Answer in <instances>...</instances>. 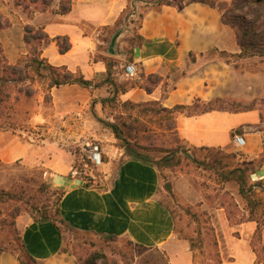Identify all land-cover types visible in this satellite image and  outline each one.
Instances as JSON below:
<instances>
[{
    "label": "crops",
    "instance_id": "obj_1",
    "mask_svg": "<svg viewBox=\"0 0 264 264\" xmlns=\"http://www.w3.org/2000/svg\"><path fill=\"white\" fill-rule=\"evenodd\" d=\"M12 1L0 0V15L9 21V27L0 29V50L8 66H14L28 58L27 52H22L26 46V26L42 29L49 38L47 43L43 42L38 47L41 59L51 67H64L88 81L95 82L99 79L103 82L107 76L104 58L119 60L123 56V47L119 48L118 39L114 48L115 55H109L108 49L107 53L103 50V43L97 35L101 28L110 29L115 25L127 9L128 0H70V10L67 13L58 12L62 0H53L49 9H35L30 17H27L22 6ZM144 27L145 23L141 30H145ZM197 37V43L189 41L176 45L168 38L144 36L143 41L133 49L129 63L136 67V71L139 69L143 77H124L123 70L121 73L115 71L117 65L112 68L115 69L110 76L113 84L117 85L124 79L134 82L126 92L118 93L119 99L135 105L158 102L163 108L171 109L176 105H191L197 99L204 103L216 99L228 103H249L264 98L262 73L235 75L224 61L204 60L203 56H196L192 61L190 54L199 55L212 48L228 52L226 46H221V42L215 43L205 34ZM57 38L69 41L71 47L68 52H59ZM237 49L228 53H239L238 46ZM119 61L120 67H123L124 59ZM152 75L158 76L160 80L155 85L147 86L146 80ZM136 81H142L144 86ZM37 84L35 89L40 88L42 102L44 82ZM105 90L102 91V87L84 89L78 85L52 88L46 115L37 114L30 123L46 124L48 133L59 135L56 134L59 124H76L78 119L85 118L83 111L89 105L91 107L90 101L96 95L100 98L94 107L102 109L100 101L104 99V93L108 95ZM260 123V113L256 109L238 113L211 111L194 117L177 115L175 118L177 137L194 148L225 149L231 144L232 133L239 130L246 139V147L242 152L247 161L258 159L264 152V131H259L256 127ZM13 138L14 136L3 132L4 163H9L12 159L13 154L9 152L8 145ZM31 147L32 144H27L25 149ZM25 149L21 155L26 158V153L27 156L31 155V150ZM120 153L111 155L110 161L104 164V176L101 180L103 184L98 188L84 187L79 181L67 178L72 159L67 151L63 153L64 157L61 152H53L44 163L39 162L46 167L44 170L51 176L54 185L64 191L59 209L65 223L82 234L96 238H125L136 245L157 250L165 255L167 264H192L189 243L177 237L169 214L156 198L159 186L157 170L132 157L125 156L117 163L115 159L117 155H122ZM59 158L66 159L65 163H59ZM115 165V170H112ZM251 177L264 182V161ZM253 223L246 222L238 226L249 227ZM15 224L27 252L38 264H77L63 253V233L58 232L52 224L35 223L27 216H19ZM229 228L227 227V232L223 230L224 235L221 237L226 240L222 243L223 248L220 246L219 249L221 264H260L247 241L234 237L235 232H230ZM0 264L20 263L15 256L0 252Z\"/></svg>",
    "mask_w": 264,
    "mask_h": 264
},
{
    "label": "rangeland",
    "instance_id": "obj_2",
    "mask_svg": "<svg viewBox=\"0 0 264 264\" xmlns=\"http://www.w3.org/2000/svg\"><path fill=\"white\" fill-rule=\"evenodd\" d=\"M18 1L13 0L12 2ZM62 1V4L66 5L67 0ZM128 1L127 9L120 15L115 25L110 29L101 28V32L97 35L106 52L112 35L119 30L122 31L118 38V46L119 48L123 47V56L121 57L124 59L123 67L130 63L133 49L143 41L144 36L159 39L168 38L176 45H180L182 42L189 41L197 43V36L205 34L215 43L221 42V46H226L228 52L238 50L233 30L220 22V16L230 5L229 0H220L212 7L188 2L184 10L162 8L160 16L152 11L150 5L143 0ZM29 2L30 0H25L23 5V7L28 5V9L25 10L27 17H30L35 9H40L39 4L33 6ZM139 15L144 16L143 21L139 19ZM143 23H145V30H141ZM35 49H38L35 48V45L25 46L22 52H27V56H29ZM117 52L120 53L119 50ZM193 56L199 55L194 53ZM202 58L224 61L218 53L211 55L205 53ZM104 60L117 65V69H113L112 72L114 70L122 72L121 61L105 58ZM229 66L235 75L240 73H262L264 75V48L258 50L255 56L235 61ZM137 75L143 77L139 69ZM98 82H100L99 79L95 80V83ZM150 82L152 80H146L147 86H150ZM38 83L40 84L42 81L39 80ZM136 83L144 86L142 81H136ZM104 84L107 85L102 84L100 87H102V91L106 89L105 92H108L107 96L104 93V99L109 100V103L97 110L94 105L100 96L93 97L90 101L91 107L89 105L83 111L86 114L83 120L78 119L76 124H59L56 134L58 133L60 136L48 133L46 124L31 125L30 123L35 115H46L49 108V103H45L43 98L41 102L40 88H37V94L28 102H23L22 99L19 103L13 102L14 95L12 93L11 101L7 104H0V191L5 190L17 196V199L14 200L0 201V237L4 236L7 239L5 246L12 250L18 245V242L13 240L15 237L12 228L9 223H6L11 218L14 217L15 222L19 216L31 218L28 211L30 212L32 206L38 209L47 207L48 211H52L54 208L57 196L53 190L61 191L62 189L54 185L51 176L47 175L44 170L46 167L40 164L47 160L48 155L53 152H61L63 156V153L65 154L67 151L72 156L71 168L76 167L84 157L85 146L92 142H98L105 150V164L110 161L111 155L120 152L122 155L120 157L117 155L115 162H121L125 156L130 157L123 149L122 143L115 138L108 127L109 124H113L118 127L135 151L142 156H149L152 160L160 162L158 167L154 166L159 177L156 198L169 214L177 237L183 240L187 239V242L189 239L202 242L201 249L195 253V264H217L215 253L220 251V246L223 248L222 243L226 240L221 237L224 235L223 230L227 232V227H230V232H235L234 237L247 241L255 254L256 261L264 264V182L256 181L251 177L259 167L260 159L247 161L243 150L235 151L231 144L221 150H193L191 146L182 142L173 133L163 131L165 127L169 126L167 120L169 117L154 111L157 110L156 107H141L123 102L119 99V94H116V90L121 88L109 86L110 82ZM45 85L47 82H44L42 91H45ZM117 85H126L129 88L134 85V82L131 79H124ZM35 86L38 87V84ZM240 88L243 91V87L240 86ZM165 89L167 88L165 87ZM41 103L44 105L41 106ZM237 104L239 105L228 110H242L249 107L258 110L261 123L256 127L259 131H264V98ZM152 108L155 109L152 110ZM3 132L14 136L8 145L9 152L13 154L9 163L3 162ZM27 144H32L33 147L25 149ZM23 146H25V151L31 150V155L27 156L26 153V158L21 155L24 150ZM180 148L189 150L187 153L183 150L177 153V149ZM17 155L18 157L13 158ZM58 161L65 163L66 159L59 158ZM115 167L116 165L112 167V170H115ZM103 168L104 166L93 171L92 174L97 179V183L93 186L103 184L101 181L104 176ZM233 168L248 170L247 185L252 188L254 193L251 198L256 200L259 206L255 216L263 224L260 236L255 235V222L248 225L249 227L238 226L241 223H246L249 216L247 201L239 194L236 183L224 182L221 177L224 172ZM67 178H70L69 173ZM41 185L47 186L45 188L48 193L44 189L41 190L43 188ZM16 210L18 211L17 215ZM227 213L230 215V220L227 218ZM224 220H227V223H224ZM54 221H58V218H55ZM62 230L64 231L63 250L74 261L85 260L92 257L93 253H99L104 258H98L96 264H167L164 255L159 251L135 247L125 238H96L72 232L68 228ZM17 231L19 232L18 229ZM213 238L217 242V247L214 245ZM15 253L21 256L20 250L17 249ZM24 260L25 264H32L26 259Z\"/></svg>",
    "mask_w": 264,
    "mask_h": 264
},
{
    "label": "trees",
    "instance_id": "obj_3",
    "mask_svg": "<svg viewBox=\"0 0 264 264\" xmlns=\"http://www.w3.org/2000/svg\"><path fill=\"white\" fill-rule=\"evenodd\" d=\"M25 0H19L16 2L17 5H24ZM146 4L150 5V9L156 13H160L163 7L174 8L176 10H183L188 2L200 3L207 6H215L220 0H143ZM230 5L226 9V11L220 16V22L223 25L229 26L235 35L236 44L239 48V53L233 54L225 51H218L217 48H212L208 52L207 55H211L213 53H218L220 57L224 59V62L227 65L234 64L235 61L249 59L255 56L256 52L260 49L264 48V0H229ZM53 0H30L29 4L37 6L40 5L39 10L49 9L52 5ZM61 1L58 12L59 13H67L70 10L71 1L67 0L66 5L62 4ZM28 5L26 4L23 8L26 10ZM251 16V17H250ZM139 19L143 21L144 16L139 15ZM9 27V21L6 18H3L0 15V29H5ZM24 43L26 46L35 45V48H38L41 43H47L49 38L43 33L42 29H35L30 26H26L24 29ZM56 42L59 46V52L61 54L69 51L71 45L66 38H57ZM205 53H199V56H204ZM191 60L194 61L195 57L193 54L189 55ZM27 60H21L17 62L14 66H8L4 59L2 58L1 50H0V104H7L11 101V95L13 93L14 98L13 102L19 103L21 99L23 102L30 101L36 94L37 90L35 89L36 83L39 80L42 82H47L45 91H44V102L50 103L51 95L50 91L52 88H60L68 85H78L84 89H94L100 87L102 84L110 82V76L113 68V63L111 61L106 62V78L104 82L95 83L93 81H88L83 78L82 75L78 73H71L67 71L64 67L62 68H54L49 66L43 59L40 58L38 49L33 51V53L27 56ZM142 77V76H141ZM148 80H152L150 82L152 85H155L159 82L160 78L158 76H149ZM113 87L121 88L120 90H116V94L124 93L128 89L126 85H116L110 82ZM13 85V86H10ZM150 92L148 87H145ZM12 90V91H11ZM112 102V101H110ZM102 107L104 104L109 103V100L102 99L100 101ZM129 103V102H127ZM131 104V103H129ZM135 105V104H132ZM238 106L237 103H228L222 100L216 99L208 103H204L200 100H194L191 105H176L171 109L163 108L158 102L140 104L135 106L141 107H156L152 108V110L157 111L158 113H162L169 117L168 122L169 126L165 127L163 131L171 132L175 136L176 126H175V118L177 115H185L187 117H194L200 114L208 113L211 111H228L233 113L245 112L253 110L252 107L244 108L242 110H234L230 111L229 108L234 106ZM242 107V106H241ZM11 108V106H9ZM8 108V109H9ZM108 127L113 132L115 138L122 143L123 149L125 152L132 157L133 159L139 160L143 163H146L151 166L158 167L160 162L152 160L149 156H142L137 151L134 150L133 147L129 145V143L124 138L123 134L120 132L117 126L113 124H109ZM1 129V128H0ZM160 129V128H159ZM234 133L240 134V131L237 130ZM196 149H204L213 151L219 148H194ZM183 150L185 153L188 152L189 149L180 148L177 149V153ZM221 150V149H220ZM188 158V157H187ZM260 165L264 161V152L259 157ZM247 173L248 170L246 168H233L228 170L226 173L224 172L221 177L224 182H234L238 185L239 194L246 199L247 201V209L249 216L245 222H255L256 230L255 235L260 236L261 229L263 224L260 223L258 218L255 216V212L258 209V203L256 200H253L251 196L254 195L252 192V188L247 185ZM43 186V185H41ZM47 187V186H45ZM43 186L41 190L44 189L47 192L46 188ZM84 187H100L99 185L90 186L89 184H85ZM48 193V192H47ZM53 193L57 196L56 201H54V208L52 211H48L46 208H36L34 206L31 207L30 212L28 214L31 216L32 220L35 223H50L52 224L58 232L63 233V228H68V230L72 232H77L76 230L70 228L64 221L60 209L59 203L64 195V191L53 190ZM17 199V196L14 194L7 192L5 190L0 191V201L14 200ZM160 204V203H159ZM161 205V204H160ZM162 206V205H161ZM163 207V206H162ZM164 208V207H163ZM165 209V208H164ZM166 210V209H165ZM18 211L16 210V215ZM230 215L227 213V218L230 220ZM55 218H58V221H54ZM9 223L12 231L14 233V239L18 242L17 248L9 250L6 245L7 239L5 237H0V252L8 253L16 257L20 264H25V260L31 262L32 264H38L35 259H33L29 253L27 252L23 241L21 240L20 233L17 231L15 227L14 217L11 218ZM80 233V232H79ZM112 239V238H107ZM214 239V245L217 247V242ZM187 240V239H186ZM131 245L139 248H145L140 245H136L133 242L129 241ZM190 245V251L192 254V264L194 263L195 253L197 250L201 249L202 242L194 241L192 239L188 240ZM20 250L21 256L17 255L16 250ZM148 249V248H145ZM63 253L66 252L63 250ZM162 254V253H161ZM164 255V254H163ZM24 257V259H22ZM71 257V256H70ZM165 257V255H164ZM98 258H104L102 254L93 253L92 257H89L85 260H75L77 264H96ZM215 258L217 264H221V258L219 256V252L215 253ZM167 262V259L165 257Z\"/></svg>",
    "mask_w": 264,
    "mask_h": 264
},
{
    "label": "built area",
    "instance_id": "obj_4",
    "mask_svg": "<svg viewBox=\"0 0 264 264\" xmlns=\"http://www.w3.org/2000/svg\"><path fill=\"white\" fill-rule=\"evenodd\" d=\"M137 75L136 67L127 64L123 67V76L132 78ZM231 146L235 151H241L246 147V139L243 134L233 133L231 136ZM105 150L98 142H92L85 146L84 157L76 167L70 171V179L77 180L83 185L93 186L97 183L96 177L92 174L105 164Z\"/></svg>",
    "mask_w": 264,
    "mask_h": 264
},
{
    "label": "water",
    "instance_id": "obj_5",
    "mask_svg": "<svg viewBox=\"0 0 264 264\" xmlns=\"http://www.w3.org/2000/svg\"><path fill=\"white\" fill-rule=\"evenodd\" d=\"M121 32L122 31L119 30L112 35L110 42H109L108 51H107L109 55H115V51H114L115 43H116L118 37L120 36Z\"/></svg>",
    "mask_w": 264,
    "mask_h": 264
}]
</instances>
